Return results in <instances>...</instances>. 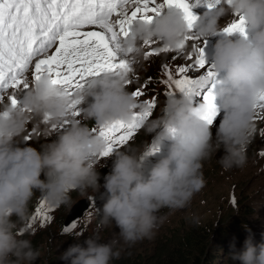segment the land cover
Segmentation results:
<instances>
[{
  "label": "clouds",
  "instance_id": "1",
  "mask_svg": "<svg viewBox=\"0 0 264 264\" xmlns=\"http://www.w3.org/2000/svg\"><path fill=\"white\" fill-rule=\"evenodd\" d=\"M240 16L245 18L246 36L236 38L232 33L217 41L210 38L204 49H208L207 65L219 75L214 93L218 109L214 134L213 125L201 119L207 111L203 101L194 103L183 95L172 97L158 117L143 121L146 133L155 134L153 143L158 151L146 155L153 144L148 135L136 149L127 147L128 141L103 157L107 141L92 129L130 121L136 105L141 110L145 107L141 101L137 104L128 90L129 72L123 68L89 77L70 94L43 75L23 92L16 106L8 102L0 105V264L41 260L50 264H110L113 260L111 264H116L131 258L120 255L126 247L154 239L164 222L162 216L169 210L184 209L204 187V161L223 148L224 154L216 158L227 172L243 168L255 144L260 145L255 152L264 153V124L259 126L261 109L256 107L264 96V0H220L195 21V35L214 36ZM192 30L184 13L170 8L151 22L136 20L127 37L120 40L121 52L132 62L130 66L139 63L137 87L147 86L141 99H154L155 111L163 87L146 79L157 76L164 57L175 62L189 53L195 55L185 40ZM147 41L156 42L155 51L163 52L152 56L154 61L144 60ZM166 49L173 51L165 53ZM148 63L157 69L145 75ZM75 110L79 117L73 115ZM29 125L34 130L42 127L45 135L50 129L64 127L54 133L55 140L43 138L38 149L32 141L19 146ZM150 155L159 159L146 175L144 163ZM257 158L255 164L264 161L262 154ZM261 165L264 168L263 162ZM103 172L107 174L101 177ZM31 201L32 206L44 203L51 217L45 221L51 225L59 213L54 232L67 237V244H48L38 251L33 248L36 243L32 246L31 240L24 238L19 226L30 215ZM250 220L243 232L229 235L224 245L233 264H264V214L256 224L257 243ZM73 221L75 227L64 232ZM113 226L119 232L111 240L100 242V234ZM48 250H54L51 256L44 255Z\"/></svg>",
  "mask_w": 264,
  "mask_h": 264
},
{
  "label": "snow or ice",
  "instance_id": "2",
  "mask_svg": "<svg viewBox=\"0 0 264 264\" xmlns=\"http://www.w3.org/2000/svg\"><path fill=\"white\" fill-rule=\"evenodd\" d=\"M201 3L212 8L220 0H195V4H190L189 0H0V104L7 99L16 106L19 103L17 93L43 75L50 76L53 84L70 94L82 87L89 77L121 68L130 73L132 62L121 55L120 40L127 37L136 20L151 22L165 8H176L184 13L189 28L193 29L198 17L192 8ZM86 26L99 30L84 31ZM221 30L229 35L238 32L246 36L245 18L232 19ZM185 40L191 43L195 55L189 53L187 62L175 69L164 64L161 70L165 78L161 82L171 89L166 93L168 98L177 92L191 99L202 95L207 111L201 119L213 125L218 115L214 94L217 73L212 65H207L200 38L191 31ZM54 46V52L49 54ZM157 46L156 42H145L146 58L163 53L155 51ZM176 51L179 55V49ZM132 95L142 98L144 93L136 88ZM141 103L145 107L141 110L136 105L130 121H114L92 129L107 141L103 157L132 139L143 121L152 115L156 101L141 100ZM256 107L261 109L259 119L264 121V96ZM73 115L79 117L80 113L75 110ZM170 131L174 134L175 130ZM261 138L264 139V129H261ZM25 139L30 141V135ZM156 151L158 148L153 143L146 155ZM36 211L41 222L51 219L44 207ZM74 227L75 221L63 231Z\"/></svg>",
  "mask_w": 264,
  "mask_h": 264
},
{
  "label": "rangeland",
  "instance_id": "3",
  "mask_svg": "<svg viewBox=\"0 0 264 264\" xmlns=\"http://www.w3.org/2000/svg\"><path fill=\"white\" fill-rule=\"evenodd\" d=\"M218 5L219 4L216 6ZM187 56L188 55H184L180 60L175 62H173L172 59L169 60L167 57H164L163 62L160 64L159 73L157 76L146 79V81H148L151 85L158 83L163 87V96L157 105V110H152V117L150 116L146 120L155 119L161 114L160 111L168 99L166 93L171 91V89L161 82L165 78V74L161 70L162 66L164 64H168L172 69H175L178 65L187 62ZM150 60L154 61V58H151ZM141 86L147 87L146 85L142 84ZM181 96L182 94L177 92L174 97L179 98ZM192 101L194 103L201 102L203 101V97L194 96ZM260 122L261 123L259 126L264 124V121ZM217 126L218 125H213V134L215 133ZM29 135L30 141L36 139L39 136L38 132L35 131L30 125L26 133V136ZM148 135L149 140H152L151 142L153 143L155 134H147L145 127L142 124L140 129L134 133L133 138L129 140L126 146L128 145L127 147L136 149L140 144L141 139L146 138ZM30 141L23 139L19 142V146H26ZM257 142H259V140H256V143ZM259 146L260 145L255 144L252 146L251 150L248 151L247 163L243 168H234L227 172L223 171L217 162L218 159L224 154L223 148L217 152L215 157L212 155L211 158L204 161L202 168L205 180L204 187L193 196L190 203L184 209L169 210L165 215L162 216L164 217V222L158 229L154 239L139 241L131 247H126L120 256L131 255L132 257L123 259L122 261L118 262V264H127L132 262L155 263L171 249L170 243L165 241L166 237L169 238L170 235L175 234V230L180 227H182L181 233H186L187 229L190 228L194 222H196V220L200 221V219L205 218L204 225L211 224V220L209 218H212V216L216 214L218 207L226 209L228 214L231 216H235L237 210L238 212L240 211L243 216L248 215L247 218L251 219L249 228L252 230V233L254 234V240L257 243V236L259 233L256 229V224L264 214V168L261 165V163H264V161H260L258 164H255L256 159L259 160L257 156L261 154V152H255V148ZM166 151L164 154H166ZM219 154L220 156L217 159L216 157ZM149 158L151 160L147 159L144 163V171L146 175L152 164L159 159V157L155 155H150ZM73 199L71 203L74 201ZM236 201L237 208L234 210L230 209L234 206ZM41 206L44 207L43 202L34 205L29 209L30 215L25 220L24 224L19 226L20 232L25 234L28 239L31 241L33 240L36 243L33 248L38 251H41L42 249L44 250V247L48 244L54 247H60L61 245L67 244L69 242L67 237L59 235L58 231L54 232L53 223H56L59 213L56 214L54 222L52 221V225L46 221L41 222V216L37 214L36 211L37 208ZM158 215L160 216L159 213ZM243 216L241 217L242 219H244ZM241 224L243 223H238L237 225L241 226ZM116 232H119V228L115 226L105 229L104 232L100 234V242L103 243L111 240ZM209 235L210 240L212 236V230L209 232ZM34 236L36 237L35 239H33ZM211 250L212 251L209 254V257L210 259L215 258V260L212 262L213 264H233L227 256L226 246H223L220 249L213 248ZM53 251L54 250H48V252L43 251V253L45 256H51ZM189 252L192 251L189 249L186 253ZM34 263H36V261Z\"/></svg>",
  "mask_w": 264,
  "mask_h": 264
},
{
  "label": "trees",
  "instance_id": "4",
  "mask_svg": "<svg viewBox=\"0 0 264 264\" xmlns=\"http://www.w3.org/2000/svg\"><path fill=\"white\" fill-rule=\"evenodd\" d=\"M156 69L157 65L148 63L146 64V67L144 69V74L150 75ZM42 138L43 137L38 136L37 139L32 140V146L36 145V148L39 149L41 142L44 143V140H42ZM106 174V172H103L100 176L104 177ZM31 207L32 201L29 205V209ZM235 208H237V201L234 206L230 209L234 210ZM242 216L243 215L240 211L237 212L235 216H231L228 214L226 209L218 207L216 214L212 216V218L207 217L211 220V224L204 225L205 218H203L200 219V221H196L193 226L189 230H187L186 233H181V230H177L174 232L175 234L170 235L169 238L166 237L165 241H168L170 243L171 249L169 252L165 253L163 257L158 259L155 263L132 262L127 264H213L212 262L215 260V258L210 259L209 257V254L212 251L211 249H220L221 247L226 245V241L229 235L243 232V227H245L244 225L249 224V219L247 218L248 215L243 216L245 220L241 218ZM24 222L21 225H23ZM238 223L243 224L239 226L237 225ZM211 230L212 236L209 240V232ZM24 238H27V236L25 235ZM35 238L36 237L34 236L33 239ZM31 243L33 246L35 242L32 240ZM188 246L190 251L192 252L186 253L187 250H189ZM36 262L38 264H50L48 261L45 260Z\"/></svg>",
  "mask_w": 264,
  "mask_h": 264
},
{
  "label": "bare ground",
  "instance_id": "5",
  "mask_svg": "<svg viewBox=\"0 0 264 264\" xmlns=\"http://www.w3.org/2000/svg\"><path fill=\"white\" fill-rule=\"evenodd\" d=\"M160 112H161V111H160ZM151 117H152V115H151ZM149 120H150V119H149ZM261 126H262V125H261ZM139 129H140V128H139ZM142 129H143V127H142ZM142 131H143V130H142ZM136 134H137V133H136ZM139 136H140V135H139ZM137 137H138V136H137ZM36 139H37V138H36ZM38 139H39V138H38ZM42 140H43V138H42ZM35 141H36V140H35ZM35 141H34V142H35ZM32 143H33V142H32ZM42 143H43V142H41V144H42ZM37 144H40V143H37ZM34 146L36 147V145H34ZM34 146H33V147H34ZM40 146H41V145H40ZM60 215H63V212H61ZM50 248H52V246H51Z\"/></svg>",
  "mask_w": 264,
  "mask_h": 264
},
{
  "label": "water",
  "instance_id": "6",
  "mask_svg": "<svg viewBox=\"0 0 264 264\" xmlns=\"http://www.w3.org/2000/svg\"><path fill=\"white\" fill-rule=\"evenodd\" d=\"M71 217H73V216H71ZM68 221H69V219H68V220H66V222H65V223H68Z\"/></svg>",
  "mask_w": 264,
  "mask_h": 264
}]
</instances>
